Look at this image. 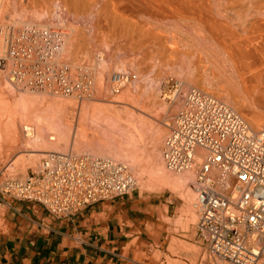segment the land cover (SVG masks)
<instances>
[{
  "label": "bare ground",
  "instance_id": "1",
  "mask_svg": "<svg viewBox=\"0 0 264 264\" xmlns=\"http://www.w3.org/2000/svg\"><path fill=\"white\" fill-rule=\"evenodd\" d=\"M47 2L50 3L46 4L50 8L44 6L47 11L37 12L38 8L35 6ZM18 5H22L21 8L27 10L23 11L30 14L36 9V12L32 13L34 18L27 22L22 20L17 22V19L10 20V17L6 16L10 21L3 23L6 21L4 19L6 13L9 10L12 13L14 11L10 7L15 8ZM33 6L34 8H31ZM49 9L50 11L53 9L51 19ZM43 18H48V22L38 23V20ZM54 18L59 21V25H64V22L70 23L69 28L63 30L62 26L52 23L56 22ZM263 34L264 0H0V58L13 65L12 69L6 68L12 92L18 90L23 92L22 95L33 96L35 94L32 93L45 95V92L49 91L52 95H57L55 98L62 99V101L54 99L56 101L52 104L59 108L58 112L54 109V114H47V110L40 111L38 108L39 104L43 103L41 98L44 96L41 94H39L41 97L37 95L32 98H16L13 103L10 98L0 95L1 104L4 105V108L0 106V157L6 151L18 149L22 154L27 153L28 161H36V158L45 157L49 153L66 155V152L60 151L62 146L67 149L71 147L73 150V145L78 147L87 145L88 149L92 148L105 157L101 159L118 162L126 166L128 172L130 169L134 170L133 180L137 188L140 186L141 189L150 191L169 190L180 195L183 193L188 201L185 215L192 214L195 218V202L192 204V201L193 197L196 200L193 185L196 182L197 169L181 172L168 169L163 158V146L167 139L165 133L173 126L176 116L172 117L171 123L168 122L171 120L170 116L167 117V121L162 122L155 117L156 115L153 117L148 112L150 115L148 116L144 112L146 105L138 107L139 100L131 93V80L135 81L138 73H135V76L125 66H119L116 67V72L109 82H106L101 71L104 72L109 66L101 55L96 68L93 66L91 69L87 68L90 71L93 69L92 72L99 75L98 78L96 76V84L99 87L94 89L93 94L96 96L94 99L90 97V100L102 104L91 106L94 107L93 112H97L101 118L98 116L93 118V114H90L91 118L88 117L90 120L86 119L90 107L85 108L86 111L84 109L85 114L81 112L83 109L79 108L80 115L85 116L80 117L76 114L77 120L80 117V121L72 125L67 124L65 118L60 116L59 111L64 110L63 113L67 111L64 107L68 101L64 102L63 99L69 98L74 105L73 108L79 101H89L87 95L90 92L88 86L90 83L86 85L88 82L83 84L76 81L75 77L72 79L73 76L70 77L68 73L72 69L66 71L67 69L61 70L58 67L72 63L73 69L81 68L82 65L78 63L81 59H78L81 49L100 42L105 45L109 42L113 47L138 50L130 52L131 57H134V63L144 59H150L160 65L173 60H180L182 63L184 61V66L178 69L180 72L178 75H185L193 80L203 71L204 75L201 74L206 79L213 77V83H217L214 86L223 95L225 102L218 100L231 107L233 99V104L242 114L243 109L248 108L251 115H244L249 122L244 120L254 133L264 134V130H261L264 127V117L251 110L252 105H257L261 112L264 111ZM203 60L207 67L199 65L204 63ZM3 69L5 70V67ZM34 81L38 83L34 84ZM181 83L186 88V85ZM187 88V91L189 89L202 91L196 87ZM106 90L111 94L109 100L103 98ZM250 90L254 95L257 94V97L254 98ZM182 93L173 100L176 108L181 106L180 110L184 102V92ZM85 103L87 106L89 102ZM115 105H120V108L116 110ZM51 110L53 111L52 108ZM134 110L140 112L138 115L141 116L138 119L136 115L138 112L135 113ZM31 116L32 119L35 117L34 122L31 119L26 120ZM23 121H31L33 124L30 122L27 123L29 125H23ZM153 121L156 123L154 127ZM30 125V129H25ZM147 126H152L150 130L153 132L150 130L145 132ZM148 131L152 133L149 141L145 139ZM140 140L143 142L147 140V145L142 146ZM69 153L73 154V151ZM85 154L92 155L90 152ZM197 154L203 159L207 153L198 150ZM14 165L11 167H15ZM211 178L228 189L230 182L225 173L214 169ZM218 259L220 261L217 260V264L229 263Z\"/></svg>",
  "mask_w": 264,
  "mask_h": 264
},
{
  "label": "built area",
  "instance_id": "2",
  "mask_svg": "<svg viewBox=\"0 0 264 264\" xmlns=\"http://www.w3.org/2000/svg\"><path fill=\"white\" fill-rule=\"evenodd\" d=\"M167 86L164 99L173 103L183 94V84L170 79ZM198 150L207 153L205 158ZM163 158L173 172L197 169V231L210 253L230 264H264V134L254 133L238 112L214 96L189 89ZM214 169L229 177L228 189L211 178ZM136 190L126 166L71 153H49L36 172L25 179L9 177L0 185L2 194L56 217L73 216Z\"/></svg>",
  "mask_w": 264,
  "mask_h": 264
},
{
  "label": "crops",
  "instance_id": "3",
  "mask_svg": "<svg viewBox=\"0 0 264 264\" xmlns=\"http://www.w3.org/2000/svg\"><path fill=\"white\" fill-rule=\"evenodd\" d=\"M172 213L164 197L137 190L70 217L0 192V264H155L169 247Z\"/></svg>",
  "mask_w": 264,
  "mask_h": 264
},
{
  "label": "rangeland",
  "instance_id": "4",
  "mask_svg": "<svg viewBox=\"0 0 264 264\" xmlns=\"http://www.w3.org/2000/svg\"><path fill=\"white\" fill-rule=\"evenodd\" d=\"M40 4H38L37 6H35V8H38L37 9V12L46 10V8L49 7L46 4H50V3H48V2L47 3H43V5L42 4L40 5ZM18 6H15V8L13 6L14 9L10 7V9L14 10L15 13H14V11L12 13V11L9 10L6 13L5 17L6 16L7 17L9 16L10 17V20L11 19H14V20L17 19L16 20L17 22H21L20 20H22L24 22L25 21L27 22V21L31 20L32 18H34L33 17L34 15H32V13L34 14L36 12V9H34L35 11L33 10L34 11L33 12V11L30 10V8H27V9H29L31 11V14H30V12H28V13L27 12H24V11H27V10L22 9L21 8L22 5L19 6V8H18ZM31 8H34V6L31 7ZM50 10L51 9H49V11ZM46 11H45V13H46ZM52 11H53V9H52ZM52 11H50V15H49L50 16L49 17L50 19L52 18V15L51 14H53V13H51ZM20 12H21V14H20ZM17 16H19V17H17ZM5 17H4V19L6 21L5 22L3 21V23H9L10 20L7 17L6 18ZM48 20H49L48 18H43V20L42 19L38 20V23H42L43 22V24H45L46 22H48ZM54 20L56 22L50 21V23L51 22L52 23H57L58 26H62V29L63 30H66V29L69 28L68 25H70V23L67 24L66 22H64L63 23L64 25H62V24L59 25L58 24L59 21L56 20L55 18H54ZM249 37H251V36L249 35ZM263 41H264V34H263ZM87 46H84L85 48L83 47L84 52H83V49H81V54L78 57V59L81 58L79 60L80 62H78L79 64L82 65V66L80 65L81 68H77V69L75 68L76 70L73 69L72 68V65H71L72 63H68V65L67 66H64V67H62V66L61 67H58L61 70H62V68L64 70L67 69L66 71H68L69 69H72V71H74V72H72L71 70H69L71 72H68L71 75L70 77L73 76L72 79L75 77L74 80L80 81L83 84H86V82H88L86 85H88L90 83V85H88V86H89L90 92L92 91L91 92L92 95L90 94V92L88 94V95H91V96H88L87 95V99H89V101H87V100H84V101L82 100V102L79 101V103H77L75 105V107H74L75 109L73 108L74 105L71 103L72 101H70L69 98L68 99L67 98L66 99L65 98L63 99L64 102L66 100L68 101V102L66 101L68 104L66 105V107H64L65 110L67 109V111H66V113L65 112L63 113L62 111H64V110H61V111H59V113H61L60 116H62V118H65V121H66L67 124L74 125L76 122L80 121V117H84L85 116V115H80L81 112L82 113L84 112V109L85 108L86 109L89 108V107L91 108V109L90 108L88 109V110H90L89 111L90 113L88 112L89 115L86 113L87 114V116H86L87 118L86 119H89L90 120V118H91L90 117V114L91 115L93 114L92 115L93 118H95L96 116H98L97 115V112L96 113L93 112L94 109H92V108H94V107H91V106H94V104L96 106H99V105H102V104H97L96 101L95 102L94 101L91 102L90 97H93V99H94L95 96H96V95L93 96V94H94V89H96L97 87H99V85L96 84L97 83L96 76L98 78L99 75H95L94 74L95 72H92L93 69L90 71V70H87V68L88 69H91L90 67H92V66H93V68L94 67L96 68V66L98 64L97 62H99V60L101 59V55L104 57L105 62L108 63V66H109V67L107 66L108 68H106V70L104 72L101 71L102 73H104L103 76H104V79H106V82H109L108 80L116 72V70H115L116 67H119V66H121V67L122 66H125L135 76L138 73L137 74V77H136L137 79L135 81L134 80H131L132 81V87H131V89H132L131 91L132 92L131 93L134 94V98L136 97L135 99L138 98L137 99V100H139V103L137 104V105H139L138 107H142V106L144 107L146 105L145 106L146 107L145 108L146 110L144 112L148 116L151 115V116L154 117L156 115L155 117L159 121L165 122V120L167 121V117L170 116L171 117V120H169V118H168V120H169L168 122L171 123V122H173L172 119L174 118V116H177L178 115V112L180 111L179 108L181 106L179 108H176L175 107V106H177L176 104H173L172 103V105H171L170 102H168V101H166V100L163 99L164 96L165 95H168L169 92H170V89L167 86V82L170 79H173L174 81H181V82H183L186 85V88H184V91H183L184 93H186V91L188 89L187 88L188 86L189 87H196V88H199L202 91H205V92L213 95L217 99L225 102L224 101L225 99H223L224 98L223 95L220 94L219 91L217 90V87L214 86V84H215V83H213V79L214 78L213 77H210L209 79H206L205 76H203L204 75L203 74V71H201V73L203 75L200 73V75H202L203 77L199 75V77L197 76V77L193 78V80L190 79V78H188V77H186L185 75L184 76L178 75V74H180V72H178L179 71L178 69H179V67L184 66V61L182 63V61H180V60L179 61L178 60H173V61H170V62H166L164 64H161L162 65L161 66L159 63L157 64V62L155 64L154 63L155 61H152L150 59H148V60L147 59H144L143 61H141V60L137 61L136 63H138V64L136 65V63H134V61H133L134 60V57H131V55H130L131 53L130 52H138V50L133 51L132 49H125V48H122V47L121 48L120 47H113L112 45H110L109 42H107L106 45H105V43H102L101 44V42H100V43H94V44H92L91 47L90 46L87 47ZM99 48H100V50H99ZM93 49H95V50H93ZM127 51H129V52H127ZM84 53H86V54H84ZM103 53H104V55H103ZM91 55H92V57H91ZM129 58L131 59L130 60L131 62L129 61ZM0 62H1L0 63V95H2L5 98H10V101L12 103L16 101V98L17 99H20V98H32L34 96L37 97V95H38V97H41V95H42V96H44V97L41 98L42 99L41 101H43V103L41 102L42 103L41 104L39 102L40 103L39 105L41 107L38 106V108L40 109V111H46L47 110L46 111L47 114H54L55 111L58 112L57 110L59 108L57 109L52 104L57 99H61V97L60 98L59 97L58 98H55V97H57V95L54 96L49 91L48 92L46 91L45 92V95L43 93H32V94H35L33 96H31V95H22L23 92L18 91V90L17 91L14 90V92H12L11 86L9 85L10 83H9V80H8V78H10V77L8 76V78H7V75H8L7 74V72H8L7 69H10L11 67H13V65H9V64H12V63L11 62H8V61L6 62L4 59H1V58H0ZM202 62L205 63V60H203ZM2 63L4 64V66H2L3 65ZM204 63L202 65L201 64H199V65L202 66V67H207L208 66V65H206L207 63H205V64ZM5 64H7L8 67ZM142 64H144V65L146 64V65L144 66ZM204 65H206V66H204ZM135 66H138V67L136 68ZM4 67H5V70L3 69ZM82 67H83V69H82ZM140 69H142V70H140ZM143 69H145V70L143 71ZM87 72H88V74H87ZM71 73H73V75ZM87 75H89V76H87ZM84 76L86 77V79H85ZM89 77H91V78H89ZM87 78H88V80H87ZM137 80H138V82H137ZM5 82H7V83H5ZM5 84H6V86H4ZM2 86H4V88ZM5 88H7V89H5ZM252 89L253 88L251 87V90ZM251 90H250L251 95L254 98H255V96L257 97V94L254 95V93ZM10 93H14V94L11 95ZM39 94H41V95H39ZM103 94H104L103 95L104 96L103 97L104 100L107 99L108 97L110 98V95L111 94H109L107 92V90L104 91ZM14 98H15V100H14ZM109 98H108V100H109ZM54 99H56V100H54ZM49 101H51V102H49ZM57 101H62V99L61 100H57ZM85 101L87 103L89 102L87 106H86ZM233 101L234 100L232 99V103H231L230 106L233 107L237 112H239V114H241V116L246 121H248V118L244 114L251 115V112L249 111V109L248 108L243 109L244 110V114H242L239 111V109L233 104ZM81 103H83V104L85 103L84 106H83V104L80 105ZM89 104H90V106H89ZM149 104H151V105L148 106ZM227 104L229 105L230 103H227ZM0 106H1V108H4V105L1 104V101H0ZM119 106L120 105H115L114 108L116 110H118L120 108ZM50 107L53 109V111L51 110ZM38 108H37V110H38ZM79 108H81V110L82 109L83 110L80 112ZM258 108H259V106H257V105H255V106L252 105L251 106V110H254L258 114H260L262 117H264V111L262 110V112H261V110H259ZM54 109H55V111H54ZM86 109H85V111H86ZM137 109H139V108H137ZM75 110H76V112H75ZM37 112H39V111H37ZM134 112L135 113L138 112V113H136L137 119H138V117L141 116V115H138V114H140V112L138 110H136V111L134 110ZM148 112L151 113V114L149 115ZM76 114L77 115L78 114L80 115V117H79L78 120H77V117L78 116ZM84 114H85V112H84ZM32 116H31V118L26 119V120H30L31 119V121L34 122L35 117L32 119ZM88 117H90V118H88ZM98 118H101V117L98 116ZM31 121H27V122L26 121H23V125H26L27 123L30 124ZM32 122H31V124H33ZM87 122H88V120H86V123ZM153 123L154 124H152V125L154 127V125H156V123L154 121H153ZM29 124H27V125H29ZM148 127L149 126L146 127L145 132H147V130H150V127H152V126H150L149 129H147ZM30 128H31V125L28 126V127H26L25 129H30ZM167 130L168 131H166V133H165V138L169 134V130L170 129H167ZM261 130H264V127H263V129L261 128ZM150 131H148L149 137H147L148 135L145 137V139L147 138L148 141H149L150 136L152 134L151 132H153V131H151V132ZM257 132H259V130ZM145 134H147V133H145ZM140 141H141V145L142 146L147 145V142L148 141L147 142L145 140H144V142H143V140H140ZM164 143H165V141H164ZM86 146L87 145H83L81 147H78L77 145H75V146L73 145L72 146L73 150H71V147H70V149L69 148L67 149L64 146H62V147H60V151L66 152V154H68L69 152L73 151V154H76L77 153L78 155H80V154L83 155V154H85V152L86 153H89L90 152V154L94 155L95 157L105 158L104 156L96 153L94 149H92V148L88 149V147H86ZM148 147H149V145H148ZM20 152H21V150L13 149V150H10V151H6L5 154L0 157L1 158L0 159V171H1L0 185L3 184L6 181V179L9 178V177H14V178H19V179H25L28 176L27 174H31L32 172H36L37 171V169H38V167H39L42 159L44 158V156H41V157H39V159L36 158V161L35 160L28 161L27 160V156H28L27 153L22 154ZM49 152H52V151H49ZM33 163H35V164H33ZM13 164H15L14 165L15 167H11ZM121 164H124V163H121ZM129 171L132 174V176L135 177V171L134 170L131 171V169ZM137 191L144 192L147 195L148 194H151V195H155V196L164 197V199H166L168 202L172 203V207H173V213L172 214L173 215L174 214L176 215V218L173 219L172 221L168 220V222L172 223V225H173V230L170 231V235H169V239H168V242L170 243L169 244V247L166 249L167 246L163 245L164 249H166L165 250L166 251V254L159 253V252H156L154 254V257H153L152 261H154L155 264H164V263L161 262V259L163 257L165 259V264H217V260H219V259L217 257L213 256L210 253V251L208 250V248L206 247V245L200 240V238L198 236H196V233H197V223H198V217H197V214H196V210L193 209V211L195 210L194 211L195 218H194V216H192V214H189V215L186 214L185 215V213H186V210L185 209H188V205H187L188 203H186V202H188V201H187V198L185 197V195L183 193H181V195H180V193H172L169 190H165V191H150V190H146V189H141L140 186H138ZM193 195H194V193H193ZM194 202H195V198L193 197L192 204H194ZM175 223H177V224H175ZM161 250H163V249H161ZM224 263H226V262H224ZM227 264H230V263H227Z\"/></svg>",
  "mask_w": 264,
  "mask_h": 264
}]
</instances>
